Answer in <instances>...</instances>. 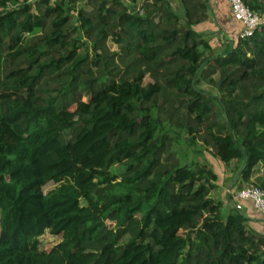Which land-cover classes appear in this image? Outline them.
I'll list each match as a JSON object with an SVG mask.
<instances>
[{"label": "trees", "instance_id": "obj_1", "mask_svg": "<svg viewBox=\"0 0 264 264\" xmlns=\"http://www.w3.org/2000/svg\"><path fill=\"white\" fill-rule=\"evenodd\" d=\"M180 3L0 0V264H264L218 174L174 151L201 128L264 191V26L218 53L209 4Z\"/></svg>", "mask_w": 264, "mask_h": 264}, {"label": "rangeland", "instance_id": "obj_2", "mask_svg": "<svg viewBox=\"0 0 264 264\" xmlns=\"http://www.w3.org/2000/svg\"><path fill=\"white\" fill-rule=\"evenodd\" d=\"M32 2L38 1V0H31ZM55 0H52L54 2ZM126 2L132 3V11L137 12L143 2L145 0H125ZM173 4L176 11L183 15V9L180 3V0H170ZM204 2L209 4V0H203ZM83 4V3H81ZM210 6V4H209ZM36 12V10L34 9ZM208 18L207 22L212 23L215 19V11L209 7L208 10ZM214 26L207 25L206 27L202 28V32H200L202 35H204L215 47L216 52L220 53L224 49V47L228 44L227 42H237L238 35L236 34H230L229 31H225L222 29H219L216 31L212 30ZM213 33V34H211ZM111 45V48L116 50V46ZM217 78V77H216ZM150 79H146V82H149ZM201 88L208 91L216 93V90L209 84V83H203L201 85ZM200 129V133L196 134L197 139L196 143H192L191 137L189 134H187L185 131L180 132L179 140L178 142H175L174 151H176L178 157L181 158L183 163L196 161L200 165H205L211 170H213L215 173L219 176V181L217 182V188L212 192V197L217 200H222L224 203L228 204L226 207L222 210V216L225 219L227 215L229 214V211L236 207V205L239 202L237 199V193L240 189L247 187L251 184H246L241 178L240 175V167L241 164L238 160H232L229 163L225 162L218 154L217 149L215 146L210 145L207 146L204 143V139L201 138L205 134V131ZM259 172H256L257 176ZM257 177H254V181ZM54 185H50L45 188V192H48L52 189H54ZM242 205V203H241ZM243 209V205H242ZM241 211L243 212V210ZM245 213V212H243ZM254 230L263 233L264 234V223L259 222L257 227H253ZM263 229V230H262ZM61 242V237H56L47 232L43 237L40 239V248L42 250H50L57 244ZM125 242V240H124Z\"/></svg>", "mask_w": 264, "mask_h": 264}, {"label": "built area", "instance_id": "obj_3", "mask_svg": "<svg viewBox=\"0 0 264 264\" xmlns=\"http://www.w3.org/2000/svg\"><path fill=\"white\" fill-rule=\"evenodd\" d=\"M233 17L239 21L243 28L239 38H250L260 27L264 26V13L253 11L243 0H228ZM237 199L242 204L251 202L254 209L260 214L264 221V191L256 185H249L239 190ZM238 203L236 208L241 210L242 205Z\"/></svg>", "mask_w": 264, "mask_h": 264}, {"label": "crops", "instance_id": "obj_4", "mask_svg": "<svg viewBox=\"0 0 264 264\" xmlns=\"http://www.w3.org/2000/svg\"><path fill=\"white\" fill-rule=\"evenodd\" d=\"M209 4H210L211 9L215 11L214 22L212 23H209L207 21L204 22L203 24L197 27L198 31L202 32L203 27H206L207 25L208 26L211 25V26H214L211 29L215 31L214 32L215 35H216V31L219 29H222V31L225 30L226 32L229 31V33L232 35L233 34L239 35L240 32L242 31L243 26L239 21H237L233 17L228 0H209ZM208 20H210V18H208ZM212 47L215 49L213 44H212ZM261 175L262 174H258L256 177H260ZM227 205L228 204H226L225 202L224 207H226ZM242 205H243L242 210L243 212H245L244 214L246 218L249 219V222H248L249 227L251 228L257 227L259 222L264 223L262 217L254 209L251 202H244Z\"/></svg>", "mask_w": 264, "mask_h": 264}, {"label": "clouds", "instance_id": "obj_5", "mask_svg": "<svg viewBox=\"0 0 264 264\" xmlns=\"http://www.w3.org/2000/svg\"><path fill=\"white\" fill-rule=\"evenodd\" d=\"M238 38H239V35H238Z\"/></svg>", "mask_w": 264, "mask_h": 264}]
</instances>
